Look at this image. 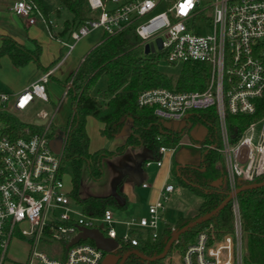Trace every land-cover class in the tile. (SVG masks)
Instances as JSON below:
<instances>
[{"label": "built area", "instance_id": "obj_1", "mask_svg": "<svg viewBox=\"0 0 264 264\" xmlns=\"http://www.w3.org/2000/svg\"><path fill=\"white\" fill-rule=\"evenodd\" d=\"M87 2L94 17L81 21L69 37L62 39L49 32L66 49L64 56L92 30L100 28L103 34L112 35L131 26L141 40L142 53L148 44L149 53L160 52L170 64L208 62L211 71L203 91L152 87L141 91L136 103L152 107L161 120L184 119L186 125H190V116L195 110L214 107L221 146L213 143L207 146L223 153L230 192L235 190L240 177L250 182L264 174V117L252 121L235 141L231 140L226 125V114H252L254 99L264 92V0H211L208 4L211 15H204L205 7H201L200 0ZM160 7L161 10L150 15ZM10 10L27 24H34L39 17L48 29L42 12L31 1L14 0ZM203 15L212 26L211 32L204 34L197 31L195 24ZM49 24H53L51 19ZM50 73L51 70L44 71L14 95L0 92V109L23 110L35 97L48 101L45 82ZM71 86L72 78H69L64 96ZM37 114V119H46L44 129L27 137L12 136L0 122V264L5 260L9 243L17 237L25 238L30 247L23 264H100L105 251L90 239L79 240L64 250L63 246L55 249V255L44 251L54 242L68 244L82 228H98L104 236L118 242L117 249L155 240L163 228L164 201L173 191V185L163 182L155 201L147 206V215L120 218L110 207L104 209L101 217L88 215L70 197L72 183L66 188L63 182L67 164L63 159V145L58 153L49 146L47 128L51 120L44 111ZM189 129L178 131L179 145H195L190 140ZM64 140L65 136L63 144ZM159 148L160 157L146 159L145 165L154 163L160 167L161 155L165 153L172 161L176 148ZM147 185L148 182L141 184L142 187ZM231 201L233 232L220 239H213L205 232L198 233L175 264H243L244 242L237 195H233ZM116 224L124 227L123 233H117L113 227ZM171 260L176 259L172 256Z\"/></svg>", "mask_w": 264, "mask_h": 264}, {"label": "trees", "instance_id": "obj_2", "mask_svg": "<svg viewBox=\"0 0 264 264\" xmlns=\"http://www.w3.org/2000/svg\"><path fill=\"white\" fill-rule=\"evenodd\" d=\"M29 1L39 8L48 22V28L51 29L49 24L51 14L53 12L59 14V9L51 10L44 0ZM60 6L71 13L70 18L62 23V30L59 33L61 36H66L65 38L69 37L70 32L81 21L94 17L87 0H60ZM0 42V58L7 56L15 67H23L31 61L39 69L46 71L56 62H51L47 67L42 66L39 60L41 47L36 42H33V48H29L13 37L3 34H0ZM140 45L141 40L131 26L116 34H103L96 46L82 57L77 69L67 77L72 78V86L67 94L72 112L62 129L65 136L62 151L65 163L72 169L70 180L72 187L69 195L81 206L83 212L93 217H101L106 207L123 210L127 201L119 204L110 194L79 195V180L83 165L87 166L91 177L99 178L102 174L100 162L103 156L122 153L130 145H143L152 150L154 158H159V147H173L176 151L172 157L171 171L175 179L202 199L193 216L179 217L172 223L174 229L178 230L194 218L213 210L230 192L224 158L216 148L207 146L211 143L219 146L218 116L214 107L195 110L190 116V128L194 125H203L207 127V135L202 141L190 137L197 146L179 145L180 132L165 129L161 119L153 113V108L139 106L136 98L144 89L159 86L174 90L203 91L209 79L210 64L206 61L183 63L179 74L172 77L157 68L158 60L163 57L162 54L139 52ZM100 75L106 76V88L109 93L108 97L105 93L99 94L103 98L102 102L98 100L99 96L96 98L90 94L91 87L95 85ZM254 100L255 111L252 114H226L227 130L232 141L237 140L252 121L264 117V92ZM88 116L100 122L99 133L107 139H113L130 118L132 123L129 136L122 144L116 146L114 151L99 149L90 152L89 137L85 128ZM0 122L14 137H27L44 129V125L36 124L34 121L31 123L21 121L5 107L0 109ZM57 133L56 126L49 125L47 137L53 139L57 137ZM177 159L180 161L178 162ZM175 165L178 167L177 171L174 169ZM263 180L264 174L256 176L251 182ZM245 183L248 182L238 179L235 187L238 188ZM237 204L244 242L243 264H264V185L240 190L237 194ZM164 225L155 240H146L136 246L123 245L116 253L122 254L132 248H136L145 256L160 253L172 233L171 225L168 223ZM233 229V208L230 200L209 219L182 232L163 259L146 261L132 253L127 256L123 264H168L170 261L168 255L175 252V258L178 260L185 248L194 242L198 233L205 232L213 239H220L224 234L233 232ZM66 246L67 243H63L64 249Z\"/></svg>", "mask_w": 264, "mask_h": 264}, {"label": "rangeland", "instance_id": "obj_3", "mask_svg": "<svg viewBox=\"0 0 264 264\" xmlns=\"http://www.w3.org/2000/svg\"><path fill=\"white\" fill-rule=\"evenodd\" d=\"M51 10L59 9V14H56L53 12L51 14V20L56 23V25L62 27V23L65 21V19L70 18L71 13L68 12L66 9H64L62 6H60V0H44ZM211 2V0H200L201 7H205L203 13L204 15H211V8L208 6V4ZM162 7L157 8L153 13H157V11L161 10ZM149 15V16H150ZM204 15L197 19L195 24L197 25V31L199 33H208L211 32L212 26L209 22V19L205 18ZM148 16V17H149ZM42 27H44L41 23L39 24ZM45 28V27H44ZM45 30V29H44ZM46 31V30H45ZM46 33V32H45ZM103 35L102 30L100 28H97L95 30L90 31L88 34L83 36L79 41V46L76 47L75 50H78L79 47L82 48L84 54H86L88 51H90L96 44L98 43L100 37ZM66 37V36H65ZM151 43L154 45L153 41L151 40ZM74 50V52H75ZM80 50V49H79ZM139 50V49H138ZM64 52H66V49H64ZM141 52V50H139ZM73 54V53H72ZM34 63V62H33ZM11 61L7 56H3L1 60V66H0V90H7V87L11 86L12 84L20 83L23 80H26L29 76L28 70H24L22 72L13 71L12 69L18 70L22 67H15L12 65L11 67ZM35 64V63H34ZM27 65V64H26ZM25 65V66H26ZM23 66V67H25ZM36 66V64H35ZM37 67V66H36ZM158 70L164 72L165 74L169 76H176L179 74V70L181 68L180 63H174L170 64L164 57L160 58L158 60L157 65ZM74 72V71H73ZM63 80L58 81L56 78H52L47 83V92H48V101H42L38 98H34L30 104L23 110H15L14 108H11L10 111L14 113L21 121L25 123H31L35 119H37L38 112L44 111L47 114V119L51 120L52 126H56L57 128V138L62 139L64 138V135L62 133L63 127L67 123V118L69 114L72 112V107L70 104V99L68 100L67 96H64V90L63 89ZM107 80L106 76L100 75L97 78V81L93 87H91L90 94L98 97V100L100 102L103 101V98L100 93H105L107 97L109 96V93L106 88ZM50 86V88L48 87ZM5 92V91H0ZM8 107H10V102L7 103ZM86 133L89 137V146L88 150L90 152L97 151L99 149L101 150H108V151H114L116 146L122 144V138L121 136L124 135L123 132L127 129L129 122H125L124 125L121 128V136H115L113 139H107L105 136L99 133L100 128V122L94 119L91 116H88L86 118ZM185 137V136H184ZM219 146H221V142H219ZM139 155L141 153H135L130 152L128 154L118 156L114 160L111 159V161L108 162V172H107V163L100 162V165L103 169V179L102 177L100 179L93 178L89 175L87 166L83 165L80 173V185L78 193L80 196H85L87 194H93V195H100L106 193L107 186L108 189L111 191H114L115 182L117 179L121 178V170L120 168L123 166H137L139 167ZM222 156L224 158V155L222 153ZM105 161V160H104ZM164 166L157 170L156 164L152 163L151 166L147 167L148 171H154V173H151L149 176V183L150 186L146 189L141 188L140 186H137V191L140 195L143 196V202H141L140 206L135 210V216H141V215H147L148 211L146 210V206L148 201H150V195L149 191L152 186L159 185L163 181V177L166 174V160L163 158ZM106 162V161H105ZM64 173H63V182L65 183L66 188H69L71 186V176H72V169L71 166L64 165ZM115 182H113V180ZM123 179V176L121 178V181ZM140 179V178H138ZM167 183H170L173 185L174 189L172 192L169 193L168 199L164 201V216L163 221L165 223H172L175 220H177L179 217L184 216H193L197 211V207L201 202V197L197 194L192 193L188 188L183 187L180 185L175 179L173 172L169 171L168 175L165 177ZM109 180V182L107 181ZM136 179H131L130 177L124 179V187L125 190L128 193H130L131 186L134 184ZM107 185V186H106ZM109 191V190H108ZM78 205V206H77ZM76 206L78 208H81L79 204ZM115 216L117 217H125L124 213L120 211V209H112ZM195 212V213H194ZM191 214V215H189ZM164 222L161 224L162 227H164ZM172 229H174V225L170 224ZM113 227H115V230L118 234H121L124 232V227L116 224ZM163 228H161L162 230ZM63 246L60 242H54L50 247L44 248V251L47 252L49 255H55V249H61ZM29 245L28 241L25 238H14L9 243V246L7 248V253L5 260L2 264H22L26 261L28 252H29ZM64 250V247H63ZM175 252H171L168 256L171 258L174 255L175 258ZM176 259V258H175ZM176 260L169 261L168 264H175ZM166 264V263H165Z\"/></svg>", "mask_w": 264, "mask_h": 264}, {"label": "crops", "instance_id": "obj_4", "mask_svg": "<svg viewBox=\"0 0 264 264\" xmlns=\"http://www.w3.org/2000/svg\"><path fill=\"white\" fill-rule=\"evenodd\" d=\"M13 1L14 0H0V34L9 35V36L13 37L19 43H21L24 46L29 47V48H33V46H34L33 42H36L37 44H39L41 47V52H40V56H39L40 64L44 67H47L51 64V62L56 61L52 66H50L46 70V71L51 70V73H50L47 81L45 82L46 92L48 91L47 90V83L52 78H56L58 81L63 80L64 81L63 82V89H64L65 84H66V80L69 79L67 77L69 76V74L71 72H73L77 69L78 65L81 63V60L83 59L82 57L85 55L84 54L85 51L83 52L81 47H79L80 50L79 49L75 50L76 47L79 46L78 41H77L74 48L71 50V52L68 53L66 56H64V49L65 48L62 47V45L55 38V36L57 35L58 37L65 39V36L59 35L60 31L62 30L61 26L59 28V26L56 25V23L54 21H52L53 24L50 26L51 29H49V28L47 29V27L44 25V23L42 22V20L39 17H36L34 24H27L26 21L21 16L14 14L10 10V6H11V3ZM40 23L45 28L42 27L41 25H39ZM50 31H52L55 34L54 37L50 36V34H49ZM74 50H75V52H74ZM2 58H3V56L0 58V66H1ZM11 67H12V64H11ZM12 70L15 72L16 71L22 72L24 70H28V72L30 73L26 80H23L20 83L12 84L11 86L7 87V90H0V91L8 92L12 95L23 90L31 82L38 79L42 75V73L44 72L43 70L36 67L35 64L31 61L25 67L19 68L18 70H16V69H12ZM48 87L50 88L49 85H48ZM47 95H48V92H47ZM67 98L69 100V96H67ZM127 133H128L127 130H125L124 135H122V136L119 135L122 138V142H123V140L125 141V139L128 135ZM130 152L141 153V155H139V157H140L139 162L141 165L139 167H137L135 165V166H130V167L123 166L120 168L121 173H122L121 176H123V179L121 182L118 183L116 189L117 190L119 189L118 195H117L118 200L120 202L127 201V205H126L125 209L120 210V211H122V213H124L125 217H130L132 215L135 216V210L140 206L141 202H143L144 198L142 195L139 194L136 187L140 186L141 188L146 189L147 187L150 186L148 178H149L150 174L154 173V171H156V170H154L152 172L148 171L147 167L151 166L152 164L147 166L144 164V162L146 161V159H153L154 157L149 158V157H151V152L147 147L132 146L131 145L130 147L126 148V150L123 151L122 153H116L115 155H111V156H103L101 158V162L107 163L106 168H107V172H108V170H109L108 162L111 161V159L114 160L116 157L128 154ZM163 158H165V160H166L167 165H166L165 170L167 172H166L165 176L163 177V181L161 182V184L155 185V186L151 185V188L149 191L150 201H148L147 206L150 203H153L155 201V199L157 197L156 194H157L158 189L162 186L163 182L166 181L165 177L168 175V172L171 171V169H172V163L170 162V160H169L170 157H169V154H167V153L161 155V160H162L161 166L157 167L156 169L159 170L164 166ZM154 159H156V158H154ZM169 162L171 164H169ZM102 176H103V169H102V174L100 175V177L98 179H100ZM128 177H130L131 179H136V181L131 186V189L129 191L130 193L127 194L123 181H124V179H126ZM138 178H140V179H138ZM102 179H103V177H102ZM112 180H113V182H115L114 179H112ZM107 181L109 182V180H107ZM144 182H148V185L146 187L141 186V184ZM105 192L106 193H113V192L115 193V189H114V191H111L110 189H108V186H107V191H105ZM147 206H146V209H147ZM164 212H165V210H164ZM189 215H191V214H189ZM163 216H164V213H163ZM172 223H170V224H172Z\"/></svg>", "mask_w": 264, "mask_h": 264}, {"label": "water", "instance_id": "obj_5", "mask_svg": "<svg viewBox=\"0 0 264 264\" xmlns=\"http://www.w3.org/2000/svg\"><path fill=\"white\" fill-rule=\"evenodd\" d=\"M158 46H160V40H157ZM150 49H149V45L146 44L144 46V53H149ZM129 122V125L127 127V136H129V133L131 131V123L132 120L129 118L127 120ZM126 121V122H127ZM162 121V126L167 129V130H171V131H181V129H184L185 127L189 128L190 125H186L185 124V120H180V121ZM34 122L36 124L39 125H44L46 123V119H35ZM189 132V136L194 137L196 140L198 141H202L205 136L207 135V127L203 126V125H194L190 128ZM121 130L119 131V133H117L116 136L120 135ZM124 134V132H123ZM63 145V140L59 139L57 137L50 139L49 140V146L50 148L58 153L60 152V149ZM131 146V145H130ZM136 146H143V145H136ZM146 147V146H144ZM128 148V147H127ZM148 148V147H147ZM149 149V148H148ZM151 152V157L149 158H153V153L152 150L149 149ZM125 151V150H124ZM115 155V154H113ZM177 161L179 162L180 160L177 159ZM140 164V162H139ZM141 165V164H140ZM122 178V176H121ZM121 178L117 179V182L115 183V193H104V194H100V195H106V194H110L112 196H114L119 204H123L124 201L120 202L118 200V190L117 185L119 182H121ZM239 179L243 180L242 177H240ZM264 185V180L260 181V182H250V183H245L243 185H240L238 188H235V190L233 192H229L228 196L226 198H224V200L217 205L215 208H213V210L209 211L207 214L198 216L196 218H194L192 221L186 223L184 226L178 228V230L176 229H172V233L170 235V237L166 240V243L163 247V250L156 254V255H152V256H145L143 255L141 252H139L136 248H132V250H128L123 252L122 254H118L117 252V246H118V242H116V240L104 236L102 234V232L99 231L98 228H82L81 231L74 235L69 243L67 244V246H71L72 244H75L76 242H78L79 240H86V239H90L92 240V242L99 248V249H103L105 251V255L103 256L102 262L100 264H123L125 262V260L128 258L127 256L134 253L135 255H137L138 257L148 261V260H156V259H163V257H165V255L167 254L168 250L170 249V247L172 246V244H174L175 242H177L179 235L192 228L194 225H196L197 223L203 222L207 219H209V217H211L212 215L216 214L220 209H222V207L224 206V204L228 201H230L233 197V195H237L239 193L240 190L243 189H251L254 187H258V186H262ZM87 195H93V194H87ZM100 195H95V196H100Z\"/></svg>", "mask_w": 264, "mask_h": 264}, {"label": "flooded vegetation", "instance_id": "obj_6", "mask_svg": "<svg viewBox=\"0 0 264 264\" xmlns=\"http://www.w3.org/2000/svg\"><path fill=\"white\" fill-rule=\"evenodd\" d=\"M190 121V120H189ZM189 131V130H188ZM192 146H194V145H192ZM195 146H197V144H195ZM174 169L177 171V169H178V167H176V165H175V167H174ZM248 182V181H247ZM251 182V181H250ZM250 182H248V183H250Z\"/></svg>", "mask_w": 264, "mask_h": 264}]
</instances>
